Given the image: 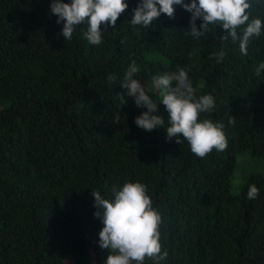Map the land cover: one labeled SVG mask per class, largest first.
Returning a JSON list of instances; mask_svg holds the SVG:
<instances>
[{"label": "trees", "instance_id": "1", "mask_svg": "<svg viewBox=\"0 0 264 264\" xmlns=\"http://www.w3.org/2000/svg\"><path fill=\"white\" fill-rule=\"evenodd\" d=\"M128 4L91 45L86 24L64 40L49 0H0V105L8 104L0 110V264H103L109 251L97 244L91 191L108 198L125 181L143 183L161 215L165 264H264V176H250L240 195L230 190L237 154L264 159V34L242 53L238 42L220 41L219 26L198 41L186 36L190 14L179 7L131 26L136 0ZM247 11L264 21V2ZM221 47L217 63L210 54ZM133 60L165 120L149 83L185 67L197 94L214 96L215 109L200 118L224 124L226 148L199 157L164 128H138L134 117L146 109L117 96ZM250 183L255 200L245 195Z\"/></svg>", "mask_w": 264, "mask_h": 264}, {"label": "clouds", "instance_id": "2", "mask_svg": "<svg viewBox=\"0 0 264 264\" xmlns=\"http://www.w3.org/2000/svg\"><path fill=\"white\" fill-rule=\"evenodd\" d=\"M264 2V0H258ZM252 0H136L132 8L131 26L149 27L161 14L169 18L179 7L189 13L186 36L198 41L209 26L225 30L220 41L238 42L239 49L246 53L250 41L264 34V21L260 17L250 19ZM50 12L62 24L60 35L71 40L76 26L86 24L83 37L91 45L103 42V33L114 29L118 17L128 9V0H49ZM197 20L200 21L199 27ZM103 26V27H102ZM242 26V27H241ZM223 47L210 54L217 63L224 60ZM264 69V61L259 63ZM139 66L133 60L129 63L119 85L126 89L117 95L120 105L125 96L130 97L137 108L146 109L134 117V124L146 131L164 128L166 139L175 138V143L187 141L192 153L204 157L213 149L223 151L227 141L220 121L200 118L202 113H211L216 101L211 93L197 94L185 67L177 66L175 71H164L152 77V87L158 90L159 104L167 112V120L158 113V103L146 91L145 85L135 78ZM111 82L114 77L109 76ZM234 118L230 117V121ZM93 216L102 225L97 244L109 254L103 264H165L167 249L162 250L159 225L161 215L153 206L146 186L139 181H125L110 188V197L100 191H91ZM246 198L255 200L259 188L250 183Z\"/></svg>", "mask_w": 264, "mask_h": 264}, {"label": "rangeland", "instance_id": "3", "mask_svg": "<svg viewBox=\"0 0 264 264\" xmlns=\"http://www.w3.org/2000/svg\"><path fill=\"white\" fill-rule=\"evenodd\" d=\"M154 58H158V57H154ZM149 84L151 91L159 99L158 90L152 87V83ZM7 106H8L7 103H2L0 105V110ZM258 174L264 176L263 158L254 157L250 152L237 154L236 167L231 180V187H230L231 193L233 195H240L243 187L247 182V179L252 175H258Z\"/></svg>", "mask_w": 264, "mask_h": 264}]
</instances>
